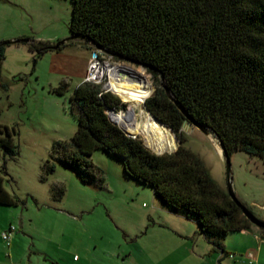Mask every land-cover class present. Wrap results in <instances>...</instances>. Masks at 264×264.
Returning <instances> with one entry per match:
<instances>
[{"label":"trees","instance_id":"16d2710c","mask_svg":"<svg viewBox=\"0 0 264 264\" xmlns=\"http://www.w3.org/2000/svg\"><path fill=\"white\" fill-rule=\"evenodd\" d=\"M71 1L69 37L81 39L67 43L84 40L114 60L156 70H147L155 82L143 108L175 135L178 146L171 153H151L109 120L107 110L124 107L119 98L81 82L69 98L76 132L54 143V160L83 182L97 177L102 183L90 160L93 152L118 158L128 178L149 187L163 210L194 223L214 251L224 254L229 233L255 229L264 240V229L243 216L201 158L184 146L181 131L188 116L213 131L228 157L243 152L264 167V0ZM8 45L0 42V75ZM26 45L37 57L52 46ZM161 78L186 116L166 96ZM12 136L0 125V206L17 204L3 187L5 163L16 155ZM53 170L54 163L44 165L46 175Z\"/></svg>","mask_w":264,"mask_h":264},{"label":"rangeland","instance_id":"374dc122","mask_svg":"<svg viewBox=\"0 0 264 264\" xmlns=\"http://www.w3.org/2000/svg\"><path fill=\"white\" fill-rule=\"evenodd\" d=\"M71 9V0H0V42L28 39L54 45L65 40L70 36ZM93 51L84 40L39 57L26 44L6 46L0 75L6 86H0V125L13 131L16 155L5 163L3 187L17 204L0 206V236L9 226L16 229L8 245L0 237V264H163L156 250L212 249L197 234L194 223L163 210L149 187L128 178L118 158L101 150L93 152L91 163L103 178L99 183L97 177L95 182H83L76 171L52 157L54 143L68 141L76 132L69 98L83 82ZM124 65L144 75L148 84L135 75L130 78L150 86V97L152 75L140 66ZM114 95L126 105L124 111L130 110L142 124L147 115L143 102ZM181 131L184 146L201 158L214 181L226 190V163L215 137L187 122ZM135 136L146 148L141 133ZM162 136L164 140L172 136L177 148L169 129ZM146 149L156 155L175 150ZM46 163H54L47 175ZM229 164L234 195L264 220V167L243 152L233 153ZM60 187L62 194L57 193ZM222 245L264 249V240L235 232Z\"/></svg>","mask_w":264,"mask_h":264},{"label":"built area","instance_id":"2783aa9c","mask_svg":"<svg viewBox=\"0 0 264 264\" xmlns=\"http://www.w3.org/2000/svg\"><path fill=\"white\" fill-rule=\"evenodd\" d=\"M121 63V65H120ZM128 63L122 60H114L112 56H109L108 54L102 52V51H93L89 60H88V66L87 70L85 72L83 82L85 83H91L94 85H97L100 87V90L102 92H109L111 94H117L126 99H131L129 95H126L123 91L122 88H119V86H124L128 84V82H131V75L137 76V73H134L126 67L124 64ZM137 79H142V78H137ZM146 84L147 81L145 78L142 79ZM142 82V81H141ZM117 97V96H116ZM145 99L142 101L144 104ZM121 102V101H120ZM121 104L124 105L123 108L114 110L110 109L107 110V116L109 120L118 126L125 134H129L132 137L130 138H136L135 134L133 133H128L125 126L119 124L116 120L115 117L117 115H125L128 111H124L126 105L121 102ZM124 112V113H123ZM133 117V122H135ZM127 123H131V121L127 120ZM121 126V127H120ZM129 137V136H128ZM16 229L14 226H9L7 230L3 231L1 233V239L7 243V245L10 243L13 234L15 233ZM233 255H230L229 257H232ZM248 262L251 264L253 256L249 253L247 254Z\"/></svg>","mask_w":264,"mask_h":264},{"label":"crops","instance_id":"0c3cea01","mask_svg":"<svg viewBox=\"0 0 264 264\" xmlns=\"http://www.w3.org/2000/svg\"><path fill=\"white\" fill-rule=\"evenodd\" d=\"M245 233L252 235L255 241H261L259 233L255 229ZM223 251L224 254L213 249H167L163 252L156 250L154 254L158 255L159 260L161 257L163 264H191V261H195L197 264H249L247 254L250 253L253 256L251 264H264V249L261 248L225 249L224 247ZM230 255L233 256L229 257ZM45 257L43 259L47 261Z\"/></svg>","mask_w":264,"mask_h":264},{"label":"bare ground","instance_id":"6f19581e","mask_svg":"<svg viewBox=\"0 0 264 264\" xmlns=\"http://www.w3.org/2000/svg\"><path fill=\"white\" fill-rule=\"evenodd\" d=\"M144 75L138 74L136 78H142ZM122 88V91L129 95L131 100H135L137 102H142L148 95L150 94L152 88L147 85L131 82L124 86H119ZM115 120L124 125L126 130L130 133L139 134L141 133L144 145L146 148L151 149L153 151H162L164 149H175V141L172 136L167 139H163V133H166V128L155 121L149 114L146 115L142 124H138L136 121L133 122L132 112L129 111L125 115H117ZM131 121V123H127ZM140 129V131H139Z\"/></svg>","mask_w":264,"mask_h":264},{"label":"water","instance_id":"95a60500","mask_svg":"<svg viewBox=\"0 0 264 264\" xmlns=\"http://www.w3.org/2000/svg\"><path fill=\"white\" fill-rule=\"evenodd\" d=\"M81 39V37H68L65 40H62L54 45H52L50 47L51 50H58L61 46H63L64 44H66L68 42V40H74V39ZM8 43L10 45H17V44H29L30 41L28 39H14L11 41H8ZM93 47L95 50L97 51H102L106 54L112 55L114 56L112 53H110L109 51L104 50L103 48H101L98 45L93 44ZM122 61L140 66L142 68H144L145 70H149V71H153L156 72V70H154L152 67L148 66V65H144V64H137L134 62H131L127 59H122L120 58ZM161 86L165 91L166 96L168 97V99L170 101H172L176 107L186 116L185 112L183 111V109L180 107V105L178 104V102L173 98V96L170 93V90L165 86L163 78H161ZM148 114V112H146ZM187 119V124L192 125L193 127H195L196 129H198L201 133H203L204 135H213L215 137V139L217 140V143L219 145L220 148V154L223 156V158L225 159V163H226V180H227V186H226V191L227 194L229 195V197L231 198L232 201L235 202V204L237 205V207H239L241 213L243 214V216L256 228L258 229H264V220H260L258 218H256L248 209H246L236 198V196L234 195L232 188H231V178H230V164H229V157L225 154L224 152V148L222 145V142L219 140V138L213 133V131L205 126L199 125L195 122L192 121L191 118H189L188 116H186ZM170 131V130H169ZM171 132V131H170ZM127 136L132 137L131 135L127 134Z\"/></svg>","mask_w":264,"mask_h":264}]
</instances>
